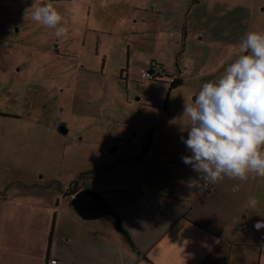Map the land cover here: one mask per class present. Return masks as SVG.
<instances>
[{
    "label": "crops",
    "instance_id": "0c3cea01",
    "mask_svg": "<svg viewBox=\"0 0 264 264\" xmlns=\"http://www.w3.org/2000/svg\"><path fill=\"white\" fill-rule=\"evenodd\" d=\"M168 1L182 5L176 0ZM150 3L153 9L161 11L166 0ZM208 5L211 13L207 15L202 11L203 6L208 10ZM181 7L168 16V25L179 30L181 36L175 42V65L171 68V63L156 57L144 58L140 63V68L156 63L181 82L168 88L163 104L144 98L137 102L162 108L155 121L132 132L145 140L152 130L151 144L142 161L133 160L138 154L119 161L139 166L135 167L138 171L119 184L89 185L94 190L83 187L82 178L86 174L78 178L74 190L71 185L79 174L66 188L58 176L45 178L37 173L3 181L0 264H51L52 259L55 264H264V228L254 227L264 219V178L250 176L247 181H239L225 177L206 188L202 181H197L200 187L189 189L185 182L198 180V174L181 160L182 156L190 155L181 140V136L187 138V131H182L188 127V118L182 116L185 100L190 101L203 83L218 80L240 54L238 44L245 31H239L238 25L246 20V7L239 0H190L185 18ZM206 46L218 55L217 60L207 57L204 60ZM135 47L129 38L128 63L131 53H136ZM127 76L128 73L124 76L126 84ZM110 117L107 141L112 138L109 132L112 120L123 121L117 116ZM128 120L125 118L129 124L135 121ZM0 158L13 164L17 160ZM81 189L101 193L117 211L126 207L125 218L119 217V230L112 218L87 219L74 209L71 199ZM215 191L222 202L220 208L213 207L207 199ZM122 192L129 193L126 199ZM250 198L257 201L254 208L250 206ZM120 229L128 233L132 245Z\"/></svg>",
    "mask_w": 264,
    "mask_h": 264
},
{
    "label": "rangeland",
    "instance_id": "374dc122",
    "mask_svg": "<svg viewBox=\"0 0 264 264\" xmlns=\"http://www.w3.org/2000/svg\"><path fill=\"white\" fill-rule=\"evenodd\" d=\"M151 1L35 0L38 6L52 3L63 15L69 29L64 39L31 20L34 0H0V157L17 159L13 164L0 158V184L37 173L45 178L58 176L66 188L83 173V187L93 189L89 185L119 184L138 171L139 166L119 161L139 154L128 139L134 130L155 121L162 108L137 102L144 98L163 104L169 88L168 82L143 80L140 63L156 57L171 63V68L175 65V42L181 36L168 25V16L183 6L185 18L190 3L176 0L182 4L179 7L166 0L157 11ZM239 1L247 16L238 30L264 32V0ZM210 9L211 5L208 10L203 6L202 13L208 15ZM129 38L136 53H131L128 63ZM205 48L204 60H217L218 55ZM110 116L123 121L112 120V138L107 141ZM125 118L135 121L129 124ZM60 125L65 133L58 130ZM44 158L50 159L49 164ZM122 193L126 199L129 193ZM218 197L215 191L207 199L220 208ZM125 208L113 210L122 219ZM103 217L115 220L109 214L96 219Z\"/></svg>",
    "mask_w": 264,
    "mask_h": 264
},
{
    "label": "clouds",
    "instance_id": "9594fccd",
    "mask_svg": "<svg viewBox=\"0 0 264 264\" xmlns=\"http://www.w3.org/2000/svg\"><path fill=\"white\" fill-rule=\"evenodd\" d=\"M31 20L54 29L66 39L69 29L63 15L52 3L31 6ZM28 10H26L27 13ZM238 57L216 81L203 83L191 100H185L183 115L188 118L187 138L182 142L190 155L181 160L198 174L185 182L189 189L222 182L225 177L247 181L264 178V32L249 31L241 38ZM257 201L250 198V206ZM264 228V219L257 221Z\"/></svg>",
    "mask_w": 264,
    "mask_h": 264
},
{
    "label": "water",
    "instance_id": "95a60500",
    "mask_svg": "<svg viewBox=\"0 0 264 264\" xmlns=\"http://www.w3.org/2000/svg\"><path fill=\"white\" fill-rule=\"evenodd\" d=\"M58 130L61 133L66 132L63 125H60ZM70 203L82 217L87 219L109 214L115 219L117 227L120 228L119 216L106 202L101 193L95 192L91 189H81L74 194Z\"/></svg>",
    "mask_w": 264,
    "mask_h": 264
},
{
    "label": "built area",
    "instance_id": "2783aa9c",
    "mask_svg": "<svg viewBox=\"0 0 264 264\" xmlns=\"http://www.w3.org/2000/svg\"><path fill=\"white\" fill-rule=\"evenodd\" d=\"M140 77L144 80V79H153L156 78L157 75H161L162 79L163 77L165 79L163 80H167L170 83H173L176 80V77L174 75H169L167 77H165V71H163V69L161 68V66H159L156 63H151L149 66L147 67H143L140 68ZM129 142L131 147L136 150L137 152H139L144 145V140H140L138 139L135 135H132L129 137ZM204 183V181H202ZM56 260L52 259L50 261L51 264H55Z\"/></svg>",
    "mask_w": 264,
    "mask_h": 264
},
{
    "label": "trees",
    "instance_id": "16d2710c",
    "mask_svg": "<svg viewBox=\"0 0 264 264\" xmlns=\"http://www.w3.org/2000/svg\"><path fill=\"white\" fill-rule=\"evenodd\" d=\"M165 77L168 76V73L165 72ZM152 80H156V81H160V82H165L167 83V80H163L161 75H157L156 78H153ZM181 80L179 78H176V80L173 83H169V89H172L173 87H175L176 85L180 84ZM152 130L149 131L148 137L144 140V145L143 148L139 151V154L137 157L133 158L134 161L137 162H141L142 161V156L143 154L146 153V151L148 150L150 144H151V140H152ZM83 173H80L75 180H73V185H71V190H74V186L77 183L78 178L82 177ZM74 192V191H72ZM121 233L123 234V236L128 240V242L132 245V240L130 239L128 233L124 230V229H120Z\"/></svg>",
    "mask_w": 264,
    "mask_h": 264
}]
</instances>
